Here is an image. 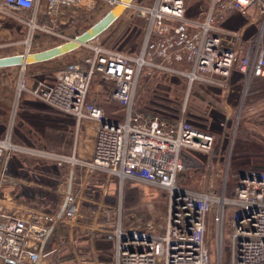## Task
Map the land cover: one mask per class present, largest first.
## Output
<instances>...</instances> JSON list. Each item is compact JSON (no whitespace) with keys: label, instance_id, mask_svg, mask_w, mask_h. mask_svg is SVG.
<instances>
[{"label":"built area","instance_id":"built-area-1","mask_svg":"<svg viewBox=\"0 0 264 264\" xmlns=\"http://www.w3.org/2000/svg\"><path fill=\"white\" fill-rule=\"evenodd\" d=\"M121 0H0V13L16 18L26 30L24 52L32 51L36 34L68 40L67 31L100 10H109ZM191 0H153L136 7L147 18L141 51L125 52L104 45L98 38L86 46L90 52L80 61L63 67L53 81L36 79L28 84L27 65L15 68L16 114L20 98L29 93L63 113L74 115L67 137L69 151L36 147L13 139L9 129L0 137V258L14 264H57L50 245L59 226L76 222L89 207L81 188L90 171H104L123 183L145 182L168 192V205L161 217V232H135L122 226L129 213L122 204L113 205L119 220L115 226H97L116 236L113 264H223L227 212L231 217L229 264H264V171L239 176L227 194L228 172L221 190L210 186L191 189L178 182L184 170L183 153L189 149L209 151L214 136L198 129L181 116L176 120L136 109L144 70L185 77L188 93L194 83L226 87L239 58V70L248 80L264 78V0H210L203 20L187 17ZM256 5L261 11L259 29L245 37L239 30L224 28L221 19L238 10L247 13ZM102 82L106 100L118 101L126 116L113 119L104 106L90 99L92 84ZM111 86H107L109 83ZM13 153L45 156L63 163L68 175L59 189L62 200L57 211L20 201L15 192L30 182L10 171ZM80 183L75 185V174ZM40 200L48 203L45 197ZM88 200V199H86ZM90 202H93L92 199ZM98 207L108 206L102 199ZM88 211V210H87ZM213 215V227L208 214ZM114 222V221H113ZM112 222V223H113ZM95 225H98L97 223ZM139 233L143 236L140 237ZM76 264H102L78 257Z\"/></svg>","mask_w":264,"mask_h":264},{"label":"rangeland","instance_id":"rangeland-1","mask_svg":"<svg viewBox=\"0 0 264 264\" xmlns=\"http://www.w3.org/2000/svg\"><path fill=\"white\" fill-rule=\"evenodd\" d=\"M152 1L133 0L132 4L124 10L107 31L97 38L101 42H107L109 46L138 54L143 44L147 18L136 6ZM209 6L210 0H191L186 15L193 21L203 20L202 16L205 15ZM107 11L100 10L86 18L83 21L82 29L91 26ZM258 11L256 5H252L245 14L237 10L232 11L230 13L240 14L234 15L235 17L226 21L225 25L229 26L241 18L244 21V18L245 20L250 18L249 15L254 16L256 12V23L255 21L253 24L248 23L242 31L243 35L253 30L258 31L261 16V11L260 13ZM42 38L38 40L39 43L35 50L45 49L61 42L60 38L54 39L47 36H42ZM25 39L26 30L23 25L16 18L0 13V54L8 51L22 53ZM84 46L78 55L76 53V55H67L62 62L72 63L73 60L83 59L89 53L88 47ZM59 71L37 73L38 76L34 75L33 77L27 75L28 84L33 83V79L40 78L53 81ZM148 71L149 69L144 70V75L140 79L136 99L138 111L158 114L169 120H176L184 116L198 129L214 136V143L209 151L189 149L185 152L183 158L185 168L179 174L178 182L191 189H204L210 186L213 189L221 190L223 180L228 172L227 194L231 195L241 172H250L254 168L258 170V166L264 164V78L254 77L248 80L243 73L235 68L233 73L237 74V79L232 74L233 79L231 76L229 84L226 86L232 87L233 92H229L225 97L224 90L226 89L223 88L226 87L194 83L188 93L185 77L177 74H162L157 70L149 74ZM14 84L16 89V77ZM111 84L110 82L107 86H111ZM102 85V82L99 81L92 84L90 99L99 101L110 118L123 119L127 114L125 108L118 101L106 100ZM24 94L20 98L16 114L13 112L16 103L15 94L12 98L9 118V120L14 118L12 131L15 124L17 131H20L22 119H20L19 110ZM22 118L24 121L25 116ZM7 131L6 124L5 131L0 137L4 136ZM237 147L244 152L240 154L239 161L247 164L243 165L238 172L232 166L234 149ZM10 168L14 175L22 177L26 181H30L33 175L39 176L38 180L31 181L34 186L44 192L48 203H56L61 197L59 189L64 187L63 179L67 173L63 163L45 156L13 153ZM19 172L20 174H18ZM119 184L118 202L122 203V199H125L124 204L131 209L126 214L127 224L131 223V227L141 229L142 232H161V217L167 210L168 192L163 188L129 179H125L123 183ZM29 192L21 191L23 196H29ZM233 213L234 208L230 207L227 212L223 264L230 262V227ZM208 222L213 227L212 213L208 214ZM211 240V261L212 264H215L216 252L213 235Z\"/></svg>","mask_w":264,"mask_h":264},{"label":"crops","instance_id":"crops-1","mask_svg":"<svg viewBox=\"0 0 264 264\" xmlns=\"http://www.w3.org/2000/svg\"><path fill=\"white\" fill-rule=\"evenodd\" d=\"M236 14L240 13H228L224 19H221V25L227 29L239 30L243 34L242 30L246 27L245 25L248 23L253 24L254 21L256 23L257 16L255 17V12L254 16L249 15L251 19L247 18L245 20V16H242L244 21H242L241 18L229 26L225 25L226 21L235 17L234 15ZM256 32V30H253L243 36H253ZM21 52H24V47ZM12 54L19 53L8 51L6 53H1L0 57ZM16 67L17 66L0 67V135L5 131L6 124L9 129L11 122L9 118L11 114L10 108L12 106V98L15 94L14 80ZM34 75L38 76V74ZM34 75H30L29 77H33ZM233 76L237 79V74L234 75L233 73ZM34 83L35 79H33V83L29 85L33 86ZM223 89H226L224 90L225 97L233 90L232 87ZM21 101L19 116L22 122L20 123V131H17L15 124V128L12 131L13 139L17 142L31 144L36 147L69 151L71 143L68 140L67 134L74 126V115L56 110L44 100L36 98L29 93H25ZM23 116H25L24 121L22 118ZM18 174H20V172ZM66 175L69 176L68 172ZM33 179L38 180L39 176L33 175L31 180ZM74 179L75 185L78 187V183H80L79 171L75 174ZM83 181H85V187H83V189L81 188V191L84 197H86L84 201L89 207L84 213L76 217V222H66L59 226L50 242L51 246L59 248L53 255V259L57 264H76V259L80 256L83 258L96 259L102 264H113V260L116 256L114 251L117 242L116 236L112 233L100 231L95 227L116 225L119 216L112 207L113 205L122 204L123 208L129 211L131 209L124 204L125 199H122V203L118 202L120 180L117 177L108 176L104 171H90ZM21 191H30V195H17L16 197L20 199V201L40 206L48 211H57L58 206L56 204L44 203L40 200L41 197H45L44 192L34 186L33 183L25 182L19 185L15 192L19 193ZM89 199H92L93 202H90L91 200ZM102 199L108 206L98 207L96 205L95 202L98 204ZM61 200L62 198L59 197L58 202ZM126 216L127 215H123L122 217L123 228L135 232H142L141 229L139 230L136 227H131V223L127 224ZM96 223L98 225H95ZM0 264L14 263L10 260L0 258Z\"/></svg>","mask_w":264,"mask_h":264},{"label":"water","instance_id":"water-1","mask_svg":"<svg viewBox=\"0 0 264 264\" xmlns=\"http://www.w3.org/2000/svg\"><path fill=\"white\" fill-rule=\"evenodd\" d=\"M133 0H122L116 6L108 10L103 17L86 28L73 38L65 40L57 45L37 50L28 51L19 54H12L0 57V67L28 65L35 62H43L55 57L67 54L81 46L86 45L89 41L97 38L102 32L108 29L116 19L131 5ZM241 176L245 177L246 172H241ZM142 237L143 234L139 233Z\"/></svg>","mask_w":264,"mask_h":264},{"label":"trees","instance_id":"trees-1","mask_svg":"<svg viewBox=\"0 0 264 264\" xmlns=\"http://www.w3.org/2000/svg\"><path fill=\"white\" fill-rule=\"evenodd\" d=\"M243 14H245V13H243ZM248 15V14H247ZM82 24H83V22L82 23H80L79 25H77V26H75V27H73V28H71V29H69L68 31H67V33L68 34H71L72 36H76V35H78L79 33H81L82 31H84L85 29H82ZM107 31V29L104 31V32H102L101 34L103 35L105 32ZM100 34V35H101ZM42 36H47V37H50V38H54V39H59V38H57V37H55V36H53V35H49V34H45V35H43V34H41V33H38V34H36L35 35V37H34V40H33V42H32V51H34L36 48V46H37V44L39 43L38 42V40H41V39H43L42 38ZM61 42H63L64 40H62V39H59ZM43 41V40H42ZM61 42H58V43H56V44H54V45H57V44H59V43H61ZM104 45H106V46H109V45H107V42H102ZM53 44V43H52ZM54 45H52V46H54ZM51 47V46H50ZM83 47H85V46H81V47H79V48H77V49H75V50H73V51H71V52H69V53H67V54H64V55H62V56H59V57H55V58H53V59H50V60H47V61H43V62H35V63H31V64H28L27 65V71H26V73H27V75H34V74H37V73H44V72H47V71H54V72H56V71H59V70H61L63 67H65V66H67V65H69V64H71V63H63L62 61L64 60V58L67 56V55H78L79 54V51H81V49L83 48ZM111 47V46H110ZM48 48V47H47ZM89 49V48H88ZM42 50V49H41ZM35 51H37V50H35ZM89 52H90V49H89ZM76 53V54H75ZM82 60V59H81ZM78 61H80V60H73V62L72 63H74V62H78ZM238 63H239V58L236 60V62H235V65H234V69L235 68H237L238 69V71L239 72H241L240 70H239V67H238ZM242 73V72H241ZM238 146H239V144H238ZM240 147V146H239ZM235 151H234V153H233V157H232V161H233V163H232V166H234V169L238 172L240 169H241V167L243 166V165H247V164H245V162H242V161H239V156H240V154L241 153H244V152H242L241 151V149H239L238 147L237 148H235L234 149ZM184 154H185V152H184ZM248 162V161H247ZM258 170L257 169H252L250 172H263L264 171V164H262L261 166H258Z\"/></svg>","mask_w":264,"mask_h":264},{"label":"bare ground","instance_id":"bare-ground-1","mask_svg":"<svg viewBox=\"0 0 264 264\" xmlns=\"http://www.w3.org/2000/svg\"><path fill=\"white\" fill-rule=\"evenodd\" d=\"M122 1V0H121Z\"/></svg>","mask_w":264,"mask_h":264}]
</instances>
